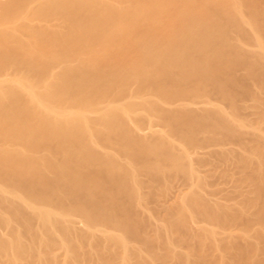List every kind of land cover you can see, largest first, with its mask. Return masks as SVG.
I'll return each instance as SVG.
<instances>
[{"label": "bare ground", "instance_id": "bare-ground-1", "mask_svg": "<svg viewBox=\"0 0 264 264\" xmlns=\"http://www.w3.org/2000/svg\"><path fill=\"white\" fill-rule=\"evenodd\" d=\"M262 15L264 0H0V264H48L43 227L72 264H264V140L237 109L264 74L243 46ZM232 169L250 171L240 198L209 197V170ZM160 208L174 229L152 226Z\"/></svg>", "mask_w": 264, "mask_h": 264}, {"label": "rangeland", "instance_id": "rangeland-1", "mask_svg": "<svg viewBox=\"0 0 264 264\" xmlns=\"http://www.w3.org/2000/svg\"><path fill=\"white\" fill-rule=\"evenodd\" d=\"M229 10H233V6L229 7ZM247 16L249 17V14H244L245 18H247ZM262 16H264V15H262ZM263 21H264V18H263ZM259 23H258V25H261V28L258 25H254V28L251 29L252 40H250V41L253 42L252 43L253 45L252 44L251 45L244 44L243 46L246 49H249L251 51L255 49L254 51L264 52V22H262L263 24L262 23L259 24ZM243 71L246 72L247 70L241 69V72H243ZM262 76H264V74L259 76V79H256L254 82L252 81L253 83H251V81H250V83L253 87V96L251 97L250 95H248L246 98L240 99L238 101L239 106L237 109H238V112L241 115V117H244V118L250 120L253 125L259 124L261 126V128H260L259 125H258L259 127H257V125H256L258 130H252L251 128H245L244 139L247 143H249V141L251 142L252 139H254L253 136L255 137V134L258 137H260L259 138L260 140L261 139L264 140V119H262V114L264 113V109H262L263 108L262 104L264 103V88H263V86L262 87L258 86L261 84V82L259 80L263 79ZM257 83H259V84H257ZM225 104L229 107V102L226 101ZM243 121H245V120H243ZM256 139L257 138L255 137V140ZM224 147H226V148L227 147H233V148L239 149L238 140L235 139L232 142H228L224 145ZM247 172H250V171H242V170H237V169L236 170L235 169H232V170H209V174H210L209 179H210V183H211L210 186H207V190L211 194V195H209V197L218 198L219 201H228V202L237 201L240 198V196L238 195L237 189L233 190V186L236 183V179L239 176L243 175V173H247ZM248 187L249 186H244L243 188H244V190H246V189H248ZM144 204H145V206L148 205V206L152 207V209H154L155 211H157L158 207H159L157 204H155L153 201H150V200L149 201L145 200ZM170 206H172L171 207L172 209L171 208H169V209L172 211H175V213H177V212H179V210L182 209V207L184 205L181 203H174V204H171ZM177 207L178 208L180 207L181 209L178 210ZM46 208L48 209V211L46 214L42 215L43 218H47L55 224H56V220H57V223L59 224L61 220L58 218L60 216H58V214L56 213L57 210L54 208H48V207H46ZM164 208H166V207H164ZM164 208H160L161 214L164 213ZM145 212H147V211H145ZM165 213H164V215L163 214L162 215L165 216ZM162 215L159 217H153L152 218L151 221H154V222H152L153 223L152 226L153 227L163 226V225L168 224V222H170L172 220L171 223H169V225H171L170 228L173 227L172 229H174V219L170 218L167 215L165 217H162ZM37 221L40 222L38 224L42 225L41 223L43 220L39 217V214L35 217V222H37ZM44 222H45V220H44ZM62 224H63V226H65L67 223L65 222ZM44 225H46V228H49L47 223L46 224L44 223ZM198 225H200V224L194 223L195 227H198ZM203 225L205 228H207L205 230L206 232L203 231V233L205 232L206 235L210 234L211 230L213 229V225L210 222H209V224L206 222ZM101 226H102V224L95 223L94 225L88 227V230L93 231V232L95 231L97 233L96 234L97 236H101L99 231H96V230L100 229ZM148 229L151 232V227H149ZM107 231L109 234H112L114 236V239H112L110 241L111 243H115V244H117V246H119L120 244L122 245V243L126 241L124 234L121 233L120 231L116 230L115 228L109 227L107 229ZM2 232H5V231H2ZM50 233H51L50 230L44 229V227H43L41 232L37 235L36 240L35 241L33 240L32 250L35 253L33 262L37 263L39 261L43 262V261L47 260L48 264H72L71 253L64 250V248H63L64 246L62 244L61 237H59L56 240H52L49 237L51 235ZM168 233H170V236L172 235V232L170 231V229H169ZM168 233L166 234L167 237L169 235ZM162 238H161L162 240L160 238L158 239L159 242H162L166 239L165 236ZM246 238L247 239L250 238V240H252L251 239L252 237H250V236H248ZM41 239L42 240H47V239L50 240L48 249H51V251H53V252L48 253V250L46 247L43 246V242L41 241ZM104 243H106V242L104 241ZM16 244H17V242H14V245H16ZM142 252L144 253V251H142ZM158 252H159V254L160 253H167V250L162 248V249H159ZM183 252H185V249H183L181 247H177L175 250H173L169 254H171L172 256H177L179 254H182ZM102 255H103V253H100V252H99V254L93 253V255L89 258V261H86L85 264H98L100 261V257ZM216 255L219 256V253H217ZM115 261L117 264H124V260H121L120 258H116ZM30 262L31 261L26 260L22 264H29Z\"/></svg>", "mask_w": 264, "mask_h": 264}]
</instances>
